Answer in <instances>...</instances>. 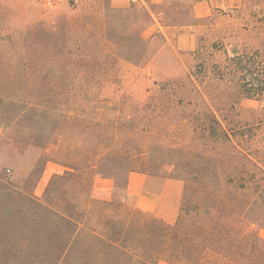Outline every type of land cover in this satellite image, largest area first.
Returning <instances> with one entry per match:
<instances>
[{"label": "trees", "instance_id": "obj_1", "mask_svg": "<svg viewBox=\"0 0 264 264\" xmlns=\"http://www.w3.org/2000/svg\"><path fill=\"white\" fill-rule=\"evenodd\" d=\"M29 2H0V154L16 168L0 174V264H264V138L239 112L264 92L261 51L199 45L134 102L119 64L154 59L147 10L86 0L32 16ZM49 161L64 170L38 197ZM132 171L182 182L173 222L127 202ZM95 177L113 180L111 199L93 196Z\"/></svg>", "mask_w": 264, "mask_h": 264}, {"label": "rangeland", "instance_id": "obj_2", "mask_svg": "<svg viewBox=\"0 0 264 264\" xmlns=\"http://www.w3.org/2000/svg\"><path fill=\"white\" fill-rule=\"evenodd\" d=\"M16 1L20 4L25 2ZM85 1L30 0L28 14L75 16L83 12ZM110 2L116 7L133 4L141 13L147 10L153 17V22L140 23V32L150 41L155 53L154 59L139 66L125 62L119 64V92L128 95L134 102L145 100L155 82L173 78L182 73L184 67L193 65L194 61L189 59L188 54L199 45L209 46L215 41L217 44L223 43L229 51L233 48L258 49L264 56V0H110ZM188 16L195 18L191 26L165 28L158 22L159 19H179ZM173 57L176 59L175 63L172 62ZM239 104L241 108L239 112H242L243 118L248 121L257 118L261 121L259 132L264 138V92L252 98H241ZM13 170H16L14 163L2 159L0 154V174L9 175L15 180ZM63 170V167L49 161L34 187V194L40 197L51 175L62 173ZM153 177L158 183L166 179ZM174 180L178 181L181 196L182 182ZM258 234L264 238V228L258 229Z\"/></svg>", "mask_w": 264, "mask_h": 264}, {"label": "crops", "instance_id": "obj_3", "mask_svg": "<svg viewBox=\"0 0 264 264\" xmlns=\"http://www.w3.org/2000/svg\"><path fill=\"white\" fill-rule=\"evenodd\" d=\"M154 179L140 172H130L126 180V200L144 212L154 214L166 222H173L180 202L178 181L166 178L158 183ZM92 193L98 198L111 199L113 180L95 177Z\"/></svg>", "mask_w": 264, "mask_h": 264}]
</instances>
